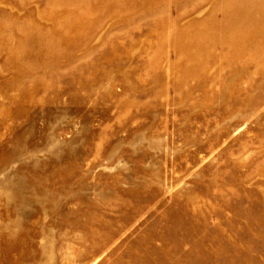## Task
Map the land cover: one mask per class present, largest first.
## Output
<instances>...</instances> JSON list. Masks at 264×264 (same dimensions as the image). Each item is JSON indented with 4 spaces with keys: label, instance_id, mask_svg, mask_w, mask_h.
Here are the masks:
<instances>
[{
    "label": "rangeland",
    "instance_id": "obj_1",
    "mask_svg": "<svg viewBox=\"0 0 264 264\" xmlns=\"http://www.w3.org/2000/svg\"><path fill=\"white\" fill-rule=\"evenodd\" d=\"M0 264H264V0H0Z\"/></svg>",
    "mask_w": 264,
    "mask_h": 264
}]
</instances>
